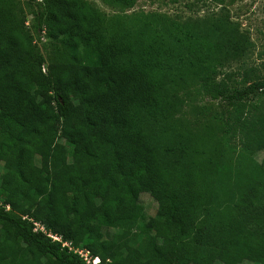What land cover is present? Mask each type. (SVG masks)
<instances>
[{
    "label": "trees",
    "instance_id": "obj_1",
    "mask_svg": "<svg viewBox=\"0 0 264 264\" xmlns=\"http://www.w3.org/2000/svg\"><path fill=\"white\" fill-rule=\"evenodd\" d=\"M27 3L30 28L0 0V264H85L29 220L99 264H264V78L217 79L226 46L189 24ZM196 97L234 108L210 144L176 116Z\"/></svg>",
    "mask_w": 264,
    "mask_h": 264
},
{
    "label": "rangeland",
    "instance_id": "obj_2",
    "mask_svg": "<svg viewBox=\"0 0 264 264\" xmlns=\"http://www.w3.org/2000/svg\"><path fill=\"white\" fill-rule=\"evenodd\" d=\"M86 1L105 16L150 15L155 16V24L160 27H168L173 23L192 25L226 46L221 55V67L217 69V79H225L226 74H230L235 83L240 84L246 77L249 78L247 82L264 78V0H136L134 6L124 12L109 7L101 0ZM16 2L23 10L26 27L30 28L33 9L27 0ZM35 43L48 59L54 46L43 34ZM235 47H238L236 51L233 50ZM231 110H234L231 106L196 97L191 103L185 102L176 116L187 127L196 129L197 138L210 144L216 138H207L204 134L212 131H209L210 127L222 125L227 119L226 113ZM222 115L224 121L219 122L216 116ZM217 135L220 137V134ZM58 142L65 143L62 139ZM230 145H235V142L230 140ZM66 149L70 151L69 146ZM253 158L261 162L264 152H257ZM139 200L146 216H154L157 204L153 199L142 194ZM112 232L105 230V238H110ZM241 264L257 263L243 261Z\"/></svg>",
    "mask_w": 264,
    "mask_h": 264
},
{
    "label": "built area",
    "instance_id": "obj_3",
    "mask_svg": "<svg viewBox=\"0 0 264 264\" xmlns=\"http://www.w3.org/2000/svg\"><path fill=\"white\" fill-rule=\"evenodd\" d=\"M6 210H9V208L6 207ZM29 221L33 226L34 232L42 233L46 237L50 238L52 241L60 243L62 248H67L69 252H72L73 254L77 255L85 264H99V259L96 257H91L89 251H87L86 249L80 247L74 248L69 242L63 241L61 237L48 232L41 223L35 222L33 220Z\"/></svg>",
    "mask_w": 264,
    "mask_h": 264
}]
</instances>
